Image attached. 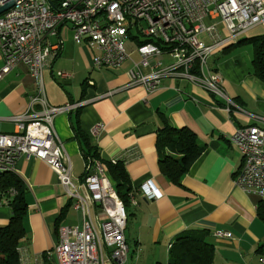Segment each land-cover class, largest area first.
<instances>
[{
	"label": "crops",
	"instance_id": "obj_1",
	"mask_svg": "<svg viewBox=\"0 0 264 264\" xmlns=\"http://www.w3.org/2000/svg\"><path fill=\"white\" fill-rule=\"evenodd\" d=\"M261 34L264 23L249 36ZM60 38L65 49L51 61L44 76L49 104L81 107L80 129L99 149L102 159L121 158L129 150L134 153L124 161L132 187L128 198L135 197L137 201L128 205L132 233L128 236L126 227L127 241L133 235L141 249H163L185 231L206 230L215 246L213 264H264L260 260L264 258V223L256 212L260 198L236 186L234 177L243 158L228 139L238 127L257 124L264 128V83L252 74V56L251 60L241 55L221 60L216 53L209 60L210 66L221 74L228 96L244 109L230 112L223 99L187 79H166L151 95L142 85L127 86L130 61L117 69L97 71L92 65L96 49L76 44L71 26L61 28L52 41ZM2 65L0 59V68ZM58 71L71 75L60 78ZM35 89L29 71L22 65L0 79L1 132L14 131L15 125L8 118L27 110ZM84 90L86 98L82 99ZM158 111L173 126L189 128L197 135L194 151L199 155L181 186L171 183L160 170L156 147V132L161 125ZM75 112L57 115L54 126L64 143L74 177L82 178L86 163L72 126ZM99 122L105 124V129L94 134L92 128ZM14 175L27 190L28 204L26 233L18 247L20 264H56L54 248L60 229L81 228L82 213L74 208L58 176L44 161L19 157ZM148 180L161 191V199H148L139 190ZM6 198L0 195V228L11 217ZM217 230L232 232L234 237H217Z\"/></svg>",
	"mask_w": 264,
	"mask_h": 264
},
{
	"label": "built area",
	"instance_id": "obj_2",
	"mask_svg": "<svg viewBox=\"0 0 264 264\" xmlns=\"http://www.w3.org/2000/svg\"><path fill=\"white\" fill-rule=\"evenodd\" d=\"M97 10H108V17H97ZM263 23L264 0H13L12 7L0 15V79L22 65L36 87L27 110L8 118L15 129L11 139L0 137V167H16L19 157L44 161L58 176L74 208L82 213L81 228L60 229L54 248L56 264H127V239L124 212L115 203L98 162L85 178H75L64 143L55 130V117L78 105L55 106L47 100L45 72L65 49L61 38L57 42L52 38L64 26H71L76 44L96 49L92 65L97 71L117 69L130 61L127 86L142 85L148 95L166 79H187L223 99L228 111L244 112L228 96L221 74L210 66V49L225 45L236 34H250ZM141 35L145 37L142 41ZM129 39L138 41L134 48L138 60L125 45ZM162 56L172 62L156 59ZM56 75L65 78L71 74L58 71ZM104 129L105 124L99 122L92 132ZM231 135L240 142L243 158L234 177L236 186L264 198V128L257 124L238 127ZM133 154L129 150L111 161H126ZM139 190L148 199L162 198L152 180L140 185ZM8 191L6 204L16 189L10 186ZM129 200L137 204L135 197ZM97 209L101 214L94 212ZM215 235L234 237L223 230ZM260 260L264 262V258Z\"/></svg>",
	"mask_w": 264,
	"mask_h": 264
},
{
	"label": "trees",
	"instance_id": "obj_3",
	"mask_svg": "<svg viewBox=\"0 0 264 264\" xmlns=\"http://www.w3.org/2000/svg\"><path fill=\"white\" fill-rule=\"evenodd\" d=\"M248 40L254 44L251 61L252 74L264 83V34L242 38L236 46ZM233 47L235 45L225 47L222 52H229ZM85 90L82 99L86 98ZM74 110L76 112L72 126L80 142L86 163L82 178H85L91 172L94 163L99 161L112 176L129 214L128 195L132 187L124 161L118 160L112 163L110 160L102 159L99 149L90 144L80 129L81 107ZM158 116L161 125L156 132V147L160 155V170L171 183L181 186L185 174L199 155V152L194 151L197 135L189 128L173 126L161 111H158ZM10 186L15 187L16 193L9 202L11 207L9 222L0 228V264H20L18 247L26 233L24 219L28 212L27 190L16 175L5 174L0 177V195L6 196V199L10 198L8 191ZM256 212L258 218L264 223V198L259 199ZM209 235L208 231L200 229H190L178 235L168 250V264H213L215 246L209 242Z\"/></svg>",
	"mask_w": 264,
	"mask_h": 264
},
{
	"label": "rangeland",
	"instance_id": "obj_4",
	"mask_svg": "<svg viewBox=\"0 0 264 264\" xmlns=\"http://www.w3.org/2000/svg\"><path fill=\"white\" fill-rule=\"evenodd\" d=\"M210 21L207 20L206 23H209ZM134 33H137L136 30H134ZM254 34V33H253ZM250 34L244 35L242 38L248 37ZM145 37L141 35L140 40H144ZM127 49L132 52V58L134 60L139 59V55L134 52V48H137L138 46V41L135 40H127L125 43ZM237 45V44H236ZM233 47L229 52L223 53V52H216L219 53L218 56L220 59H224L227 57H231L234 55H241L246 59L251 60V56L253 55V49H254V44L251 41H245L243 44H239L238 46ZM215 53V54H216ZM157 60H162L165 63H171L172 60L170 58H164L162 57H156ZM213 59V58H212ZM211 61V60H210ZM129 211V209H128ZM127 233L128 236L129 234L132 233L131 230V216H129V222L127 225ZM210 242V240H209ZM172 243V242H171ZM169 243V244H171ZM128 247H129V252H128V262L127 264H168V250L169 248H163V249H146V248H139L137 244H135L133 235L132 237L129 238L127 241Z\"/></svg>",
	"mask_w": 264,
	"mask_h": 264
},
{
	"label": "bare ground",
	"instance_id": "obj_5",
	"mask_svg": "<svg viewBox=\"0 0 264 264\" xmlns=\"http://www.w3.org/2000/svg\"><path fill=\"white\" fill-rule=\"evenodd\" d=\"M97 17H108V10H97ZM244 35H246V34H236L232 37L231 40L225 42V45L219 46L218 49H210V56L212 57L216 52L222 51L225 47L238 44V42L242 39V37ZM0 137H4V139H11L12 132L7 133V132H1L0 131ZM228 139H229L230 143L234 147H236L238 149V151L240 152V142L237 140L236 136L230 135ZM97 162L99 164V170H101L104 173L105 178L107 179L108 184L113 191L115 203H117V205H119V207H122V212H124L123 227L126 230L127 223H128V213H127L126 205H125L124 201L122 200V198H121V196H120V194H119V192L115 186V183L113 182L111 177L105 171L102 164L99 161H97ZM15 171H16V167H14V166H2V167H0V177L5 175V174H9V173L14 174ZM129 202H130V200H129ZM170 247H171V244L168 245L169 249H170ZM128 252H129V247L127 244V249L124 252V261L125 262H128Z\"/></svg>",
	"mask_w": 264,
	"mask_h": 264
},
{
	"label": "water",
	"instance_id": "obj_6",
	"mask_svg": "<svg viewBox=\"0 0 264 264\" xmlns=\"http://www.w3.org/2000/svg\"><path fill=\"white\" fill-rule=\"evenodd\" d=\"M13 5V0H0V15Z\"/></svg>",
	"mask_w": 264,
	"mask_h": 264
}]
</instances>
